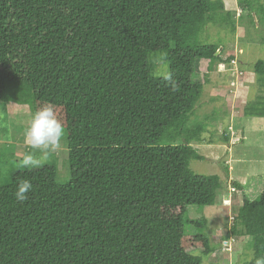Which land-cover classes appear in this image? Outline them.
Here are the masks:
<instances>
[{"label":"trees","instance_id":"1","mask_svg":"<svg viewBox=\"0 0 264 264\" xmlns=\"http://www.w3.org/2000/svg\"><path fill=\"white\" fill-rule=\"evenodd\" d=\"M223 10L222 0H0V102L17 91L32 113L51 106L69 165L61 183L48 163L0 185V264H200L190 251H214L206 219L185 213L213 205L221 185L190 169L204 159L192 146L204 126L189 121L197 61L223 62L200 41ZM161 51L168 71L154 76L148 54ZM254 68L264 75L262 60ZM259 103L244 115L264 117ZM19 180L33 185L23 202ZM231 233L251 237L247 264H264V189Z\"/></svg>","mask_w":264,"mask_h":264},{"label":"rangeland","instance_id":"2","mask_svg":"<svg viewBox=\"0 0 264 264\" xmlns=\"http://www.w3.org/2000/svg\"><path fill=\"white\" fill-rule=\"evenodd\" d=\"M222 2L224 10L204 28L200 41L217 45L216 55L223 62L197 61L193 80L202 89L189 121L190 125L204 126L202 141L192 142L204 159H190L189 167L197 174L219 175L221 185L213 205H189L185 217L189 222L201 218L207 222L205 232L214 251L208 255L201 254V248L190 251L202 257L200 264H247L252 257L251 237L231 230L243 201L255 199L264 189V117L244 115L247 106L255 114L261 109L259 102H264V75H258L254 68L258 60L264 62V0ZM164 56L162 51L148 54L154 76L167 73ZM16 95L13 91L15 101L0 102V185L24 168L22 158L29 152L41 161L40 167L48 163L56 167L58 182L66 181V135L46 159L31 149L23 138L33 115L31 105ZM188 230L196 232L193 224Z\"/></svg>","mask_w":264,"mask_h":264},{"label":"clouds","instance_id":"3","mask_svg":"<svg viewBox=\"0 0 264 264\" xmlns=\"http://www.w3.org/2000/svg\"><path fill=\"white\" fill-rule=\"evenodd\" d=\"M170 79V77H168ZM65 128L57 117L51 106H42L37 109L23 132L26 145L33 150H38L46 159L48 154L58 148L65 138ZM22 165L28 170L41 166V161L35 158L34 154L25 153L22 158ZM33 190L29 180H19L13 195L18 201H25L27 194Z\"/></svg>","mask_w":264,"mask_h":264},{"label":"crops","instance_id":"4","mask_svg":"<svg viewBox=\"0 0 264 264\" xmlns=\"http://www.w3.org/2000/svg\"><path fill=\"white\" fill-rule=\"evenodd\" d=\"M232 142H234V141L232 140V141H231V143H232ZM192 144H193V143H192ZM239 183H243V184H244V182H243V181H240Z\"/></svg>","mask_w":264,"mask_h":264}]
</instances>
